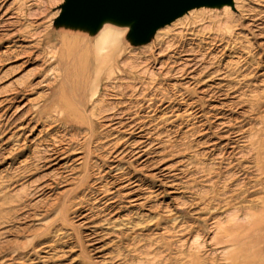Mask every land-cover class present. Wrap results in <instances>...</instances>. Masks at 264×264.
Instances as JSON below:
<instances>
[{
	"label": "rangeland",
	"instance_id": "374dc122",
	"mask_svg": "<svg viewBox=\"0 0 264 264\" xmlns=\"http://www.w3.org/2000/svg\"><path fill=\"white\" fill-rule=\"evenodd\" d=\"M105 12L86 82L47 43ZM136 14L0 0V264H264V0Z\"/></svg>",
	"mask_w": 264,
	"mask_h": 264
},
{
	"label": "bare ground",
	"instance_id": "6f19581e",
	"mask_svg": "<svg viewBox=\"0 0 264 264\" xmlns=\"http://www.w3.org/2000/svg\"><path fill=\"white\" fill-rule=\"evenodd\" d=\"M231 1L232 0H229V2ZM113 9L114 8H111V10ZM111 10L109 9L107 11H111ZM107 13H110V14H107ZM105 14L107 15L104 16V18L99 23L94 17L77 19L80 21L93 23V25H101L100 26L101 30L99 34L94 35L91 33L75 31L72 29H62V30H58V32L56 31L57 38L55 40L50 39V42L48 41L47 43V45H49L50 48L57 50V52H54V54L55 53L57 54V61H59V64L61 66L65 65L67 61H69L71 58L72 59L75 58L76 60L73 65H76L75 66L76 68H79L80 70L84 72V74H86V80H87L86 82H89L93 78L92 76H95L97 78L102 73H104L107 69H109V63H111V61L114 60V53L117 52V50L121 48L123 45V40L120 37L121 34H118L117 32L112 31L113 27H111V24L113 23H111L110 20L128 21L130 18L120 15L119 13H115V12H105ZM138 14L139 13L135 15L133 21L138 20ZM108 39H112L114 44L112 42L113 45L111 44L110 46H106L105 42H107ZM91 41H93V44H90ZM57 45H59L60 47L56 48ZM101 46L104 47L103 50L105 48L106 49L108 48L111 54L104 55V56L97 54L95 49L96 48L99 49V47ZM107 53L109 52L107 51ZM82 77L84 78L85 76H82ZM63 99L55 96L49 100L52 103H54L55 106H57L56 108L58 110H63L64 112L70 113L68 109L70 104L69 102L68 104H66V102L64 103ZM253 226H254L253 222H251L250 224H247L246 227L245 226L241 227L240 224H236V225L234 224L233 228H231V231L238 230L239 232L240 230L242 234L248 235L249 233H245V232L250 231V229L253 228ZM242 230L244 231V233ZM249 238H246V240ZM237 239H240V238H237ZM238 241L239 240H235L234 242L233 241L231 242H233L234 244L235 243L238 244Z\"/></svg>",
	"mask_w": 264,
	"mask_h": 264
},
{
	"label": "water",
	"instance_id": "95a60500",
	"mask_svg": "<svg viewBox=\"0 0 264 264\" xmlns=\"http://www.w3.org/2000/svg\"><path fill=\"white\" fill-rule=\"evenodd\" d=\"M229 2V0H70V7L99 13L111 8L129 14L139 13L138 21L145 27L165 24L181 16L191 8L206 3ZM99 16V15H97Z\"/></svg>",
	"mask_w": 264,
	"mask_h": 264
}]
</instances>
